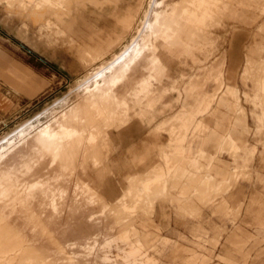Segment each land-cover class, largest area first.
Masks as SVG:
<instances>
[{
    "label": "rangeland",
    "instance_id": "1",
    "mask_svg": "<svg viewBox=\"0 0 264 264\" xmlns=\"http://www.w3.org/2000/svg\"><path fill=\"white\" fill-rule=\"evenodd\" d=\"M42 1L44 5L38 7L40 0H0V153L19 141L22 145L47 123L60 121L75 128L79 134L76 133L77 137L74 139L70 138L72 140L69 141V146H65V141L59 144L56 140L51 141L54 148L56 143L59 146L55 148V154L54 150H45L41 162L30 168L39 172L40 180L50 177L53 182L56 181L53 185L55 188L59 183L61 188L69 186L68 189L62 188L68 190L65 201L69 205L74 198L73 185L76 183L80 185L86 182L96 194L93 200L83 198L80 204L76 202V207L79 208L77 211L61 212L60 220L56 221L62 222V226H58L53 219L54 210L52 213L40 214L37 211L38 204L26 206L27 200L17 206L15 213L6 212L8 218L0 219V264H264V229L258 227L244 211L250 197L264 199L263 183L256 177V173L264 175V163L260 161L264 152V129L257 130L259 123L256 119L257 115L259 120L264 119V71H261V57L264 53V0H204L202 7L199 0H193V3L190 0L183 3L181 0H156L162 2L161 6L154 7L158 12L170 11L175 4L181 3L176 8L180 23L178 27H174L178 30L177 35L184 31L181 24L186 20L184 16H180L184 8L193 10L190 13L192 18L187 21L195 19L205 22L196 27L195 33L198 34H192L194 37H205L210 32L209 29L213 32L214 45L208 38L203 40L204 52L210 53L205 60L203 55L200 56L204 60V66H194L187 60V65L181 67L184 78L179 85L186 88L189 79L200 83L206 70L215 67L212 77L204 85L205 92L213 94L221 84L218 88L220 90L223 84H219L220 81L216 79L219 78V71L222 73L221 78H228L229 84L235 86L228 93L235 109L230 111L219 108L230 116L224 119V123L228 126L238 116L246 115L240 140L238 138L236 141L242 148L233 150L229 147L231 143L226 141L225 150L217 151L218 158L213 160L215 165L223 167L227 181L221 183L217 178L210 179V174H205L209 179L206 181L204 174L202 175L204 170L201 173L198 169L197 177L183 170L181 177L185 181L176 179L180 180L178 187L169 188L173 195L182 192L184 201L181 200V204L172 202L169 197L156 198L154 190L165 181L166 177L163 175L158 180H151L149 191L142 185L138 194L136 191L132 194L130 190H126L130 185L127 177L133 175L131 188L134 191L138 186L137 180L144 178L151 167L159 163L156 150H146L142 148V144L151 139L149 134L155 133L154 128L158 123L177 114L182 106L200 102L202 93L193 88V82L190 84L192 89H187L185 93V101L184 94L182 100L176 101L177 92H170L165 97L168 105L159 107L160 114L151 120L135 117L133 123L138 125L136 129L115 139V147L109 148L117 167L111 172H99L103 164L100 145L104 143L106 133L121 117L129 115L127 104L120 105L117 98H114V87L108 93V81L117 76L119 66L109 72L107 63L120 54L122 46L129 43L135 30L141 27L147 0H144L140 12L131 17L132 23L124 43H119L114 52L105 53L95 49L83 50L82 46L73 44L72 41L78 34L62 21L69 20L73 6L78 9H86L87 6L89 9L101 8L97 0ZM233 8L246 10L245 15H249L250 22L225 19L221 26L211 28L226 13L234 14L231 11ZM109 11L110 8H107L104 14L107 15ZM209 12L216 15L214 19ZM90 15L97 16L96 13ZM31 21L36 22V29L30 24ZM109 24L101 21L99 27L104 28ZM76 29L82 32V40H86L88 27L83 23ZM152 39L150 38L149 43ZM179 42L177 39L172 46H178ZM181 48H187V45ZM103 66L107 69L103 71L102 78H97V83L100 84L96 87H93V81L86 84L87 79L103 69ZM120 69L121 72L122 68ZM147 87L144 85L143 92L137 95L145 98ZM88 88L91 90L86 92ZM220 101L226 104L228 100L222 96ZM80 105L82 108L79 115L61 118L62 114ZM215 107L216 104H213V108ZM140 108L139 115L142 116L150 111L148 106ZM213 108L210 114L193 116L196 115L199 121L212 126ZM189 111L192 112V109L187 107L185 112ZM194 126L174 121L169 125V132L176 139H187L189 136L194 140L195 134L189 135L190 132L199 134L208 131L206 125ZM90 134L94 136L88 140ZM157 135L163 143L168 138L167 132L161 131ZM249 149H254V154L247 159ZM243 157L247 160L244 161ZM197 158L199 163L206 164L203 155ZM174 161V158L170 159L168 168L173 169ZM181 162L187 167L190 165L188 159L182 158ZM60 164L67 167L65 173H62ZM192 164L197 169V163L192 161ZM170 171L172 172L171 169ZM21 175L24 178V174ZM25 179L32 182L37 178L32 172L25 175ZM107 185L111 187L112 195L101 196L94 189L96 187L102 191ZM162 191L158 194L163 195ZM118 197L120 198L116 204L111 202ZM59 204H63L60 199ZM66 204L63 207H67ZM152 204L149 212H143ZM124 206L131 208L124 209ZM2 215L0 212L1 217ZM133 217L140 218L139 221L145 218L149 220L143 228ZM46 221L47 227H43ZM27 223L29 225L25 227ZM33 223H36L35 227ZM17 232H20L19 236L14 237ZM92 238L96 239V244L90 257L72 261L70 258L74 250L77 253L85 243L93 242Z\"/></svg>",
    "mask_w": 264,
    "mask_h": 264
},
{
    "label": "crops",
    "instance_id": "2",
    "mask_svg": "<svg viewBox=\"0 0 264 264\" xmlns=\"http://www.w3.org/2000/svg\"><path fill=\"white\" fill-rule=\"evenodd\" d=\"M201 1L204 2V0ZM97 2L99 6H101V8L97 10L93 7L92 9H89L88 6L86 9H78L73 6L71 8L72 15L69 20H67L68 22L66 20L62 21L64 22V24H68L67 26H71L70 28L74 29L73 31L78 34L76 35L77 37H75L76 39L73 40L72 43L82 46L83 50L95 49L103 53L110 51L114 52L117 48L116 46L119 43H121L122 45L126 40L127 32L132 23L131 17L136 16L140 12L144 0H97ZM202 5L200 6L202 7ZM175 6H177V4H175L169 11L170 19L167 21L166 25L162 26V31L156 36V39L151 40V42L147 45L146 50L141 53V56L136 59H130V61L126 65V68H124V71L122 73L123 75H121L119 78H121L122 76L123 77L121 78L120 82L114 86V98H117V101H119L118 104L120 105L126 106L125 103L127 104L129 115L126 117H121L119 119V122H116L113 125L112 129H109L106 133L104 143L100 145V153L103 158V164L100 166L99 172H111L113 171V169H115V166L117 167L118 164L115 163V158L114 156H112V151L109 148L115 147V139H117L118 137L122 138L123 136H126L127 133H132L134 128L136 129V126L138 125L136 123H133V119L135 117L140 119H153L157 114L161 113V110L159 109L160 106L166 107L168 105V102L165 101V97L170 92H177V97L175 98L176 101L182 100L184 94L185 101V93L187 92V89H192V85L190 84L193 82V88L198 89V91L202 93L203 97L200 99V102L197 101L189 104L188 106L184 105L177 114L169 119H166L163 122L158 123V125L154 128L155 133L149 134V137L151 139H147V142L145 141L142 144V148L144 147V149L146 150H156V156H158L160 159L159 163L155 166H152L150 171L146 176H144V178L137 180L138 186L134 191L131 188V183L134 177H132L133 175H128L127 177L128 184L130 185L126 190H130L132 194H134V192L136 191L138 194L142 189V185L144 186L147 183H151V180H158L163 175L164 177H166L165 181L155 187L154 192L157 195L156 198L169 197V200H171L172 202L181 204L184 201L182 200L181 196L182 192H178L176 195H173L171 194V191H169V188L178 187V185L180 184V180H184V178L181 177V173L183 170H187L189 173L194 174L195 177H197L198 169H200L201 173L204 170L202 175L204 174L206 181H208L209 179L208 176H205V174H210V179L217 178V180H219V182L221 183H225L227 181L228 178L226 176L225 170L222 166L218 164L215 165L213 163V160L218 158V155L216 153L217 151L219 152L225 150L227 144L226 141H228L229 144L231 143V146L229 147H232L233 150L242 148V146H240L239 143H236V141L238 140L239 136H241V132L244 129L243 122L246 115L238 116L235 121L231 122L228 126L224 123V119H227L230 116L227 112L220 111L219 108L222 107L230 111H232V109H235L234 102L232 100H229L228 98V93L234 85L229 84L228 78H224V76L223 78H221L222 73L221 71H219V78L216 79L220 81L219 84H223L220 87V90L218 88L221 84L218 86L215 93L209 94L208 92H205L204 85L212 77V70H214L215 67H209L206 70V73L202 77L200 83L194 81L193 79H189V81L186 83V88H182V86L179 85L180 80H183L184 78V74L181 72V67L187 65V60H190V63L194 66L198 65V67H202L204 66V60L210 56V53L206 54L204 52V49L202 47V44L204 42L203 40H207L208 38L211 40V43H213V45L215 41L212 37L213 32L211 29H209L210 32L206 33L205 37H194L196 36V34H198V32L195 33L196 27H198V25H203L205 22L195 19L187 21L188 19L192 18L190 17V13L193 10L190 8H184L183 12L180 14V16L185 17L184 20L186 21L181 24V26L183 25L184 29L183 33L180 32L179 35H177L178 30L177 28L174 29V27H178V24L180 23L177 19L176 8H174ZM246 7L248 8L249 6L246 5ZM107 8H110V11L107 12V15H105L104 11H107ZM231 11L234 14L230 15L229 12L226 13V16L220 17V21L217 22L214 26H211V28L215 27L216 25L221 26L222 22L225 19H240L246 21L248 20L250 22V18L248 17L249 15H245L246 10H243V8H233V10ZM91 13H96L97 16H91ZM210 14L212 15V18L216 16L212 12H209V15ZM242 14L244 16L243 18ZM201 17L205 18V16H203L202 14ZM246 17H248V19H246ZM101 21L110 24L107 27L101 28L99 27V23ZM34 23L36 22H30L32 27L36 29L37 27L36 25H34ZM83 23L86 27H88L86 40H82V32L76 29L77 26ZM166 33L169 34L170 37ZM95 34L98 35L95 36ZM192 34H194V36ZM172 36L173 39H171ZM192 37L194 38L191 40ZM177 39L180 41L178 46H172L174 42H177ZM187 40L191 41L188 42ZM185 45H187V48H181ZM249 51L250 49H248V52ZM201 55L204 56V60L200 57ZM247 55L248 54H246V56ZM144 85L148 86L145 98L137 95L143 92L142 87ZM222 96L225 97V100H228L226 104L220 101V98ZM213 104H216L215 108H213ZM143 105L150 107V111L146 115L142 116L139 115V113L141 109L140 107ZM187 107L192 109V112L194 113H192L191 111L186 113L185 109ZM212 108L213 111L211 118L214 119V125L212 126L204 124L202 120L199 121L196 115L193 116L194 114H197L199 116H204L208 113L210 114V110ZM256 119L259 123V125L257 124V130L261 131L262 129H264V119L263 121L259 120L260 117L258 115L256 116ZM174 121H179V124L181 123L185 125H206L208 126V131L199 134L196 132H190L189 135L195 134L194 140H191L189 136L187 139H183L181 137L176 139L169 132V125H172ZM161 131L167 132L168 134V138L166 141H164V143L159 141V135H157ZM196 134L198 135L196 136ZM93 136V134H90L87 139H93ZM208 149L212 150V152H208ZM254 149H249V155L246 157L247 159H249V156L251 157L254 154ZM233 153L234 155H236V152ZM201 155H203L206 159L205 165L199 163L198 161L199 159L197 157ZM171 158H174L175 160L172 165L173 169L172 167L168 168L167 166ZM182 158L189 160L190 165L188 167L182 165ZM246 158L243 157L242 159L246 161ZM192 161H194V163H197V169L194 168ZM260 161L264 163V152L260 156ZM170 169L172 170V172L170 171ZM256 177L258 179H261L264 186V175H258L256 173ZM176 179L180 180L178 181ZM164 185H166V191L168 192L163 193V195L158 194L161 193V191L164 189ZM188 185L192 186L191 183H189ZM90 189L92 188L90 187ZM94 189L101 196L102 194H113V191L109 185L102 189V191H99L96 187ZM124 193H122L121 195L124 196ZM120 197L112 200L111 202H114V204H116L117 200ZM188 200L189 197H187L186 202H188ZM258 204L260 206L259 208H256L255 206ZM152 206L153 204L149 205L148 208H146V210L143 212H149L152 209ZM244 211L245 215L250 216L252 221L256 225H258V227L264 229V199L259 200L255 196L250 197ZM133 218L134 220H136V223L140 222L139 224H142L143 228L148 223L147 220H149V218H145L144 220L139 221L138 219L140 218ZM144 234H146V232Z\"/></svg>",
    "mask_w": 264,
    "mask_h": 264
},
{
    "label": "bare ground",
    "instance_id": "3",
    "mask_svg": "<svg viewBox=\"0 0 264 264\" xmlns=\"http://www.w3.org/2000/svg\"><path fill=\"white\" fill-rule=\"evenodd\" d=\"M183 1L187 2L186 0H181V3H183ZM147 2H148L147 6L144 9L143 17L141 19L142 22L141 27H138L135 30V35L131 38L130 42L122 46V48L120 49V54L115 55V57L113 56L114 57V59L112 58L113 61L107 63L109 64V66L107 67L109 72H112L116 66H119V72L116 73L117 76L115 75V77H113L108 81L107 84L109 89L108 93L112 92L113 87L120 82L123 76L121 78L119 77L123 75L122 73L124 71V68H126V65L130 61V59H136L139 56H141V53H143L146 50L150 38L156 39V36L162 31V26L166 25L167 21L170 19L169 11L162 10L158 12L154 10L155 6L158 7L162 5L161 1L158 2L156 0H147ZM181 3L177 4V6H175L174 8L180 6ZM190 3H193V0H190ZM199 3L200 5H202L203 1L199 0ZM41 5H44V1L42 0H40L38 7ZM261 61L263 62V66L261 67V71L263 73L264 53L261 57ZM103 67L104 68L103 69L101 68L97 73H95V75L88 78L85 83L87 84L90 81H93L94 82L93 87L99 85L100 82L97 83L98 80L97 78H102L103 71L107 69V68L105 69V66ZM120 68H122L121 72H120L121 70ZM262 80H263L262 87L264 88V78ZM89 89L90 88L86 89V92H89L91 90ZM237 93L239 94V91H237ZM81 108H82L81 105L75 106L72 111L62 114L61 118H66V116L79 115V112L81 113ZM76 133H78V131L75 128L66 126L60 123V121H54L49 124L47 123V125L39 129L36 132V134H34L22 145H21V141H19L17 144L9 146L7 149L3 150L0 153V212H2L3 214L2 217L0 216V219L8 218V215L6 214V212L8 211L10 212V213L8 212L9 214L15 213L17 206H20L21 203L24 202V200H27L25 202L26 206H34L35 204H38L37 211H39L40 214L48 213V212L52 213L51 211L54 210L55 217L53 219H55V221L60 220L59 219L60 213L63 212L64 210H67V212L77 211L79 208L76 207L77 205L76 202L78 203L82 202L83 198H87L88 200H93L94 194H96V192L93 189H90V187L84 182L82 184L80 183V185L79 183L78 184L76 183L73 185L74 191L72 193V196L74 198L72 203L69 205L68 202L65 201L66 199L65 194H67L66 191L68 190L66 191L65 189L62 190V188L64 187L68 189L69 188L68 184H66L68 188L64 186L65 184L63 185L64 187L62 188L59 187L60 183L55 188L53 185H55L56 181L53 182V179H51L50 177H46L40 180L39 172H37L36 170L33 171L30 168L33 164L37 165L41 162L42 155L43 152H45V150L47 149L54 150L53 154H55V148L58 146L57 143L59 144L60 142L65 141L64 144L65 146H67L70 140L77 137ZM54 140L57 141V143L55 144L56 146L55 148L54 145H52L54 143L51 142ZM74 145L76 144L74 143ZM62 147H64V145ZM81 147L83 148L84 146ZM31 156L34 157L31 160H29V162L27 163V160ZM60 165H61L62 173H65L66 170H68L67 167L64 168L62 164ZM32 172L37 179L33 180L32 182H27L28 179L27 180L25 179V175ZM22 173L24 174V178L21 175ZM151 184L152 182L145 184L144 185L145 190L149 191ZM166 188H167L166 185H164L162 194L168 192L166 191ZM59 199L62 201L63 204L58 205ZM64 203L65 204L67 203L66 204L67 207L65 206L63 207V205H65ZM130 208L131 207L124 206V209H130ZM53 219H51V221H54ZM66 220H68V218ZM56 222L58 226L63 225V223L60 221H56ZM36 223L35 224L33 223V227H35ZM47 224L48 221H46L43 227L45 226L47 227ZM28 225L29 224L27 223L25 227H28ZM19 233L20 232H17L14 237H16V235L19 236ZM92 239L93 242L85 243V245L83 244L84 247H81L77 253L75 252L76 250H74V253H72L73 256L70 259L74 262L82 261V259H88L90 257V254H92L91 251L94 250L96 244V239L95 238Z\"/></svg>",
    "mask_w": 264,
    "mask_h": 264
}]
</instances>
